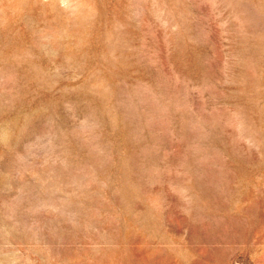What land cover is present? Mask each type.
<instances>
[{
    "label": "rangeland",
    "instance_id": "374dc122",
    "mask_svg": "<svg viewBox=\"0 0 264 264\" xmlns=\"http://www.w3.org/2000/svg\"><path fill=\"white\" fill-rule=\"evenodd\" d=\"M0 264H264V0H0Z\"/></svg>",
    "mask_w": 264,
    "mask_h": 264
}]
</instances>
